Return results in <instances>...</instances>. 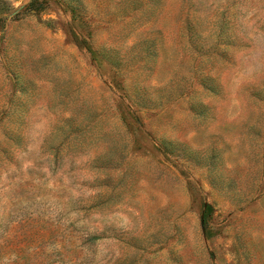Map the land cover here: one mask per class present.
Wrapping results in <instances>:
<instances>
[{
    "label": "rangeland",
    "instance_id": "obj_1",
    "mask_svg": "<svg viewBox=\"0 0 264 264\" xmlns=\"http://www.w3.org/2000/svg\"><path fill=\"white\" fill-rule=\"evenodd\" d=\"M0 264H264V0H0Z\"/></svg>",
    "mask_w": 264,
    "mask_h": 264
}]
</instances>
